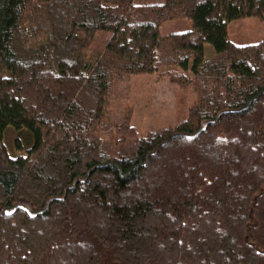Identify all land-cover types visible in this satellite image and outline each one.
I'll list each match as a JSON object with an SVG mask.
<instances>
[{
  "label": "trees",
  "instance_id": "obj_1",
  "mask_svg": "<svg viewBox=\"0 0 264 264\" xmlns=\"http://www.w3.org/2000/svg\"><path fill=\"white\" fill-rule=\"evenodd\" d=\"M253 16L264 0H0V264H264V36L228 37ZM170 66L198 99L140 136L120 82Z\"/></svg>",
  "mask_w": 264,
  "mask_h": 264
},
{
  "label": "rangeland",
  "instance_id": "obj_2",
  "mask_svg": "<svg viewBox=\"0 0 264 264\" xmlns=\"http://www.w3.org/2000/svg\"><path fill=\"white\" fill-rule=\"evenodd\" d=\"M191 21L182 18L167 21L160 30L164 35L191 29ZM264 36V17H246L228 22L229 40L245 45L260 41ZM205 56L211 58L215 54L212 44H205ZM181 72L178 66L161 67L154 74L131 75L120 86L126 87L123 104L131 110L130 122L138 135L145 136L150 132L176 126L188 117L189 109L198 99L193 85L185 87L174 82V73ZM119 84V83H118ZM116 88V86H115ZM15 132L7 133L6 143L13 154ZM104 143L108 141L103 138Z\"/></svg>",
  "mask_w": 264,
  "mask_h": 264
}]
</instances>
